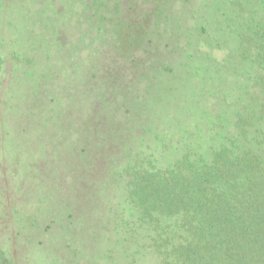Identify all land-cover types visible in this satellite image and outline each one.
<instances>
[{
    "label": "rangeland",
    "instance_id": "rangeland-1",
    "mask_svg": "<svg viewBox=\"0 0 264 264\" xmlns=\"http://www.w3.org/2000/svg\"><path fill=\"white\" fill-rule=\"evenodd\" d=\"M30 1L0 0V252L10 264H152L133 249L140 229L122 221L132 220L128 172L137 158L166 166L185 151H207L229 81L212 76L206 101L198 78L181 99H165L161 78L185 66L171 59L188 62L182 35L180 48L161 30L133 45L131 35L150 26L129 20L124 2L119 18L116 0ZM179 3L192 9L175 23L185 32L200 21V0ZM54 14L68 17L52 33ZM218 40L214 73L228 56Z\"/></svg>",
    "mask_w": 264,
    "mask_h": 264
},
{
    "label": "trees",
    "instance_id": "trees-1",
    "mask_svg": "<svg viewBox=\"0 0 264 264\" xmlns=\"http://www.w3.org/2000/svg\"><path fill=\"white\" fill-rule=\"evenodd\" d=\"M116 1L114 15H125L120 10L124 2L129 20L139 16L150 26L131 35L133 45L142 42L143 32L161 30L157 33L171 35L175 48L182 35L190 50L188 62L181 56L171 59L185 66L172 78H161L158 95L181 99L188 93L186 85L198 78L203 84L194 87L206 101L214 88L206 84L212 76L218 84L229 81L215 101L217 114L209 127H221L207 151H185L166 166L148 157L147 163L136 164L137 158L128 172L123 191L132 220L122 221L140 229L134 251L151 256L152 264H264V0H200L193 10L202 14L200 21L185 32L175 23L192 9L181 7L180 0ZM144 3L150 5L142 11ZM175 4L182 15L176 14ZM55 16L56 21L49 20L52 33L68 17ZM218 39L228 47L223 62L229 68L221 64L214 73L210 53ZM0 264H10L2 252Z\"/></svg>",
    "mask_w": 264,
    "mask_h": 264
}]
</instances>
